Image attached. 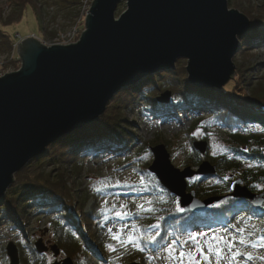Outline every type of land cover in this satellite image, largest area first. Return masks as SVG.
Segmentation results:
<instances>
[{
  "label": "water",
  "instance_id": "water-1",
  "mask_svg": "<svg viewBox=\"0 0 264 264\" xmlns=\"http://www.w3.org/2000/svg\"><path fill=\"white\" fill-rule=\"evenodd\" d=\"M125 9L116 15L118 5ZM249 27L248 18L229 8L227 0H92L84 29L70 44L46 46L27 36L16 45L17 70L0 76V197L14 175L45 152L49 144L98 119L122 88L186 60L189 84L198 89L222 88L234 78L232 57L238 36ZM171 92L156 97L167 104ZM199 154L207 142L192 140ZM148 170L183 211L201 214L222 196L199 199L187 191L186 178L214 177L215 165L201 160L196 169L173 166L162 143L150 147ZM230 197L260 207L264 192L254 193L236 178ZM38 253H60L57 245L34 243ZM9 264H19L14 242L5 247ZM51 264H74L70 257ZM129 264H139L132 262Z\"/></svg>",
  "mask_w": 264,
  "mask_h": 264
},
{
  "label": "trees",
  "instance_id": "trees-1",
  "mask_svg": "<svg viewBox=\"0 0 264 264\" xmlns=\"http://www.w3.org/2000/svg\"><path fill=\"white\" fill-rule=\"evenodd\" d=\"M41 0H7L10 9L8 14L0 22V56L4 59L0 63V69L6 70L9 67L18 69L20 59L16 53L18 38L10 34L11 25L18 24L24 18L25 13L31 11L38 22L43 13ZM66 5L69 9H75V22L78 33L84 29V23L80 26L81 7L89 6L90 0L84 3L83 0H54ZM228 7L240 10L249 20L248 29L238 38V50L232 57L236 64V76L222 88L198 89L192 87L185 71L186 61L178 59L172 69L159 71L153 75L144 76L137 83L131 84L118 91L107 103L104 113L91 124L82 129L73 131L57 139L47 146L45 152L32 158L28 164L14 175V181L5 194L0 197V219L9 218L11 215L20 218L24 224L30 222L32 215H51L50 225L54 240L62 253L69 256L77 264L79 254L77 248H72V241L65 236V226L68 236L75 235L80 244L91 249L89 241L81 230L77 228L70 218L78 208L80 219L85 220L88 226L97 233L98 229L111 219L109 212H103L99 206L98 199L103 196L114 198V196H127L148 194L152 197L153 211L150 215L152 220H187L195 225L207 222L219 224L229 220L234 214L242 213L245 217H256L260 220L261 231L264 229V204L260 207L252 206L247 200L230 197L229 183L222 175L226 172L238 173L242 183L254 193L264 192V83L253 84L251 71L253 65L250 63L251 51L264 50V0H227ZM122 3L118 5L119 6ZM117 11V10H116ZM117 15V14H116ZM65 30L56 32L49 30L41 31L35 35L39 40L45 36L54 39ZM18 34V33H17ZM18 37V36H17ZM252 65V67H251ZM14 71V70H13ZM167 87L172 93L167 104L159 103L156 97ZM249 88V94L245 89ZM142 104L144 115L163 118L165 112H177L183 108L197 107L205 112L206 119H210L215 126L229 130L228 137L231 144L228 150L211 156L207 147L203 157L192 149L186 157L185 165L196 169L201 160H208L215 165L217 174L210 179L211 184L206 183L204 176H196L195 181L187 186V191H194L199 199L222 196L221 200L209 205L203 213L193 214L185 211H175L173 207L178 199L169 193L148 170L142 172L135 169L137 166L136 155H140L145 148L143 145H155L163 143L161 136L157 133L151 142H142L132 135L130 129L126 128V110L136 104ZM252 103V104H249ZM162 114V115H161ZM258 130V134L253 132ZM261 133V134H259ZM138 146L130 158L132 167L139 173V183L130 189L121 184L104 187L102 192L95 190L92 193L83 191L82 200H73L72 187L69 179H79L82 172L80 160L83 157H92L98 153L117 150L118 148L128 149L132 145ZM148 149V148H146ZM103 150V151H102ZM146 166L147 163H144ZM148 167V166H147ZM143 180V181H142ZM216 180V181H215ZM148 181V184H144ZM205 181V182H204ZM68 184H70L68 186ZM165 192H160L158 189ZM80 190V191H81ZM86 193V195H85ZM95 198L92 199V194ZM92 199L88 210H85V201ZM105 203V202H104ZM44 206L46 209L39 213L37 209ZM99 220H105L100 222ZM204 220V221H201ZM93 221V222H92ZM91 222V223H89ZM198 224V223H197ZM9 231L15 229L21 245L19 249V264H46L44 253H38L31 245V241L24 238L19 228L11 220L7 226ZM84 236V237H83ZM30 241V242H29ZM92 250V249H91ZM93 252V250H92ZM94 253V252H93ZM95 255V254H94ZM0 264H9L5 247L2 249Z\"/></svg>",
  "mask_w": 264,
  "mask_h": 264
},
{
  "label": "rangeland",
  "instance_id": "rangeland-1",
  "mask_svg": "<svg viewBox=\"0 0 264 264\" xmlns=\"http://www.w3.org/2000/svg\"><path fill=\"white\" fill-rule=\"evenodd\" d=\"M83 1L86 3L88 0ZM90 1L92 2V0ZM40 3L41 6H43V13L39 22L36 16H34L31 11L27 10L20 23L10 26V34L15 36L16 39L18 38L16 45L20 38L22 39L36 34L39 35L41 31L47 32L55 29L56 32H59L67 30L70 27V24L75 22V15H78V19L80 18V14L74 12L75 9H69L66 5L64 6L54 0H41ZM121 3L119 9L117 8V15L125 9V3ZM9 9L10 6L7 0H0V22L8 14ZM83 10L84 7L82 6L81 12ZM238 11L241 12L240 10ZM84 20L85 18L82 17L80 26H82ZM17 33L19 37H17ZM41 35L44 36L41 40L50 42V45H52L51 43L55 44V42H52V38L45 36L43 33H41ZM58 43L68 44V40L61 39ZM249 58L250 63L254 68L250 72L252 75V83H264V50L251 51ZM3 59L4 55H1L0 63ZM13 70L15 69H12V67H9L6 70L0 69V76ZM234 76H236V64ZM163 89L162 92L166 90L170 91L165 86ZM245 91L246 94H249V88H246ZM171 97L172 93L170 95V98ZM143 110L142 104L140 103L134 105L131 109L126 110V128L130 129L134 137L146 143L154 140L155 135L159 133L161 140L163 141L162 144L165 145V148L169 153L171 163L174 167L180 170L187 167L185 165V160L187 154L193 149L191 145L192 140L206 141L207 151L211 156L227 151L228 146L231 145L228 144L230 142L227 133L229 130L215 126L210 119H206L207 114L198 110L197 107L191 106L190 108H183L174 113L165 112L162 113L164 116L161 119L154 115H150V118H148L144 115ZM253 132L258 134L259 131L253 130ZM137 147L138 146L134 144L128 149L118 148L117 150L98 153L92 157H83L80 160L82 172L79 179L77 180L74 177L69 179L72 187L71 192H73V200H82L81 196L83 195V191L81 189L83 188L87 193H92L95 190L102 192L104 190L101 189H104V187L118 185V183H120L123 188L124 186L130 188L127 189L126 192L131 193V188L136 185L135 183H139L140 181V175L135 169L139 171L141 170V173L143 171L146 172V170H148L147 166L153 161V154L150 150L151 145H143L142 147L145 149L140 152V155L135 156L137 158V161L135 162L137 167L134 169V167H132L133 161H131L132 158L130 157L133 156L132 154H134ZM200 156L203 157L204 155L200 154ZM144 163H147V165L144 166ZM196 176L198 175L186 178V189L187 186H190L195 181ZM222 176L227 180L240 178L239 174L234 172H226ZM210 179H212V177L206 178V183L211 184L213 180L210 181ZM143 183L148 184V181L146 183L144 181ZM70 184H68V186ZM158 190L165 195V192L162 191V189L159 188ZM173 196L176 197L175 195ZM91 198L96 199L95 193L92 194ZM91 198L89 196L85 201V210H88L92 203ZM176 198L178 199V197ZM149 202L151 203L149 204ZM2 203L3 202L0 203V206H2ZM97 203L102 208L103 212L110 211V216L113 215V217L107 221L99 220L100 222L105 221V223L98 229L97 233L94 232V229L88 226L85 220L82 221L80 219V216L76 213V211H79L78 208L74 209L75 213L70 214V218H72L71 222L79 228V230H81L82 227L83 232L81 231V233H83L88 239L89 246L94 253L91 249H87L85 246L81 245L75 235H72V238H70L67 235L68 232L65 226V236L68 240L70 239L69 241H72V248H77V253L79 254L77 264H129L132 262L139 264H177L175 260L166 259L168 253L165 249L169 244L176 241L177 243L174 247L179 250L181 248V242L187 241V244L183 245V247L195 251V242L188 239L190 234L206 233V236L197 237V239L203 245L205 252H207L208 245L205 241L211 240L213 233L221 234L223 229H228V233H235L237 237H239L242 234L236 232V229L244 228L245 234L251 233V235L247 236L250 241H254L257 245H264V241L260 240V237L264 236V229H262L261 233L257 232L259 230L261 231L260 220L256 217H245L242 213L237 212V214H234L229 220L223 223L210 225L207 222H203L199 224L198 220L195 225L190 227L192 223L187 222V220H152L153 218L149 216L151 212L138 208V205H144V208L153 205L152 197L148 194L141 193L138 195L130 194L127 196H114L113 199L108 196H103L98 199ZM263 204L264 201L262 205ZM122 205L124 207H121ZM173 207H175V211L181 209L178 201ZM45 209L46 208L42 206L39 207L37 211L43 213L42 211ZM118 211L126 214L117 217L115 213ZM1 216L2 213H0V218ZM50 218L51 215L44 213L41 215H31L28 224H24L20 218L12 215L9 218L0 219V258L2 256V249L3 247H6L8 242H14L16 246H18L17 242L19 241V238L14 232L15 229L9 231L7 228L9 220L19 228L24 238L31 241L33 247L34 243L38 239H41L47 247L55 244L59 248L54 240L52 226L49 221ZM125 225H127V227H125ZM133 225L137 228V231L133 233L134 235H140L142 237L148 235L156 236V240L153 242H146L144 239L139 241V244L145 248V251H140L132 243L126 242ZM149 225L154 227H149ZM109 229H112V233L109 232ZM121 229L123 230L121 235L123 241H125L124 243L113 239V233H117ZM228 233L223 234L227 236ZM108 245H112L115 248V251L110 250ZM237 247L242 251L252 253L253 256L251 260L246 257L239 258L238 264H264V260L259 259V257H264V246H253L252 244L240 245L237 243ZM18 248L20 249L21 245H19ZM234 250L235 249H233V251ZM65 257L69 256L62 253L61 250L58 256L53 255L50 250L44 253L46 264H51L57 260L60 261ZM149 257H153V259H149ZM197 259L200 261V264H208L207 261L199 257L198 253ZM210 259L211 264H216V256L214 253L211 255ZM230 259L231 254L225 248L224 258L221 259L220 264H229ZM73 263L76 264L75 262ZM184 264H190L187 256L184 257Z\"/></svg>",
  "mask_w": 264,
  "mask_h": 264
},
{
  "label": "snow or ice",
  "instance_id": "snow-or-ice-1",
  "mask_svg": "<svg viewBox=\"0 0 264 264\" xmlns=\"http://www.w3.org/2000/svg\"><path fill=\"white\" fill-rule=\"evenodd\" d=\"M195 135V133H194ZM256 187L261 188L264 186L257 185ZM151 202H149L150 204ZM121 207H124L123 205ZM138 208L144 210V211H153L151 207L144 208V205H138ZM180 211H183V209H179ZM126 213L122 212H116L115 215L117 217L125 215ZM127 227V225H125ZM149 227H154L152 225H149ZM235 227V226H233ZM122 229L119 230L117 233H113V239L117 240L118 242L124 243L122 239ZM137 231V228L135 225L132 226L131 232L128 235L127 243H132L135 247H137L140 251H145V248L139 244V241L141 239H144L146 242H153L156 240V236L154 235H148L145 237H142L140 235H134ZM109 232L112 233V229H109ZM236 232L241 233L239 237L235 233H228V229H223L221 234L213 233L211 240L205 241L208 245V251L205 252L203 245L201 242L197 239V237L206 236V233H195L190 234L189 238L190 240L195 242V251L192 249H185L183 245L187 244V241L181 242V248L177 250L174 245L177 243L176 241H173L172 244H169L165 251L168 253V256L166 259L168 260H175L177 264H184V257L187 256L189 259L190 264H200V261L197 259V253L199 254V257L203 258V260L207 261L208 264H211V255L214 253L216 256V264H220L221 259L224 258V251L225 248L228 252L231 254V259L229 260V264H238L239 258L246 257L247 259L251 260L253 258L252 253L242 251L240 248L237 247V243L240 245H248L252 244L253 246H264V245H257L254 241H250L247 236L251 235V233L245 234L244 228L236 229ZM223 233H228V235H224ZM260 240L264 241V236L260 237ZM223 246V247H222ZM109 249L112 251H115V248L112 245H108ZM233 249H235L233 251ZM178 252V254H177ZM149 259H153V257H149ZM259 259L264 260V257H259Z\"/></svg>",
  "mask_w": 264,
  "mask_h": 264
},
{
  "label": "built area",
  "instance_id": "built-area-1",
  "mask_svg": "<svg viewBox=\"0 0 264 264\" xmlns=\"http://www.w3.org/2000/svg\"><path fill=\"white\" fill-rule=\"evenodd\" d=\"M83 7H84V10L82 11L81 14L85 17V15H86V13H87V11H88L89 6L84 5ZM79 35H80V34L78 33V30H77V24H74V25H71L67 30H65L64 33H60V34H58V36L55 37V38L52 40V42H55V44H60V43H58L59 40H61V39H66V40H68V44H70V43L75 42V41L79 38ZM17 36L19 37L18 34H17ZM32 37L38 39L35 35L32 36ZM20 40H21V38H20ZM20 40H19V41H20ZM38 40H39V39H38ZM39 41H40L42 44L46 45V46H49V45H50V42H45V41H43V40H39ZM51 44H54V43H51Z\"/></svg>",
  "mask_w": 264,
  "mask_h": 264
},
{
  "label": "clouds",
  "instance_id": "clouds-1",
  "mask_svg": "<svg viewBox=\"0 0 264 264\" xmlns=\"http://www.w3.org/2000/svg\"><path fill=\"white\" fill-rule=\"evenodd\" d=\"M85 18V17H84ZM50 46V45H49Z\"/></svg>",
  "mask_w": 264,
  "mask_h": 264
}]
</instances>
